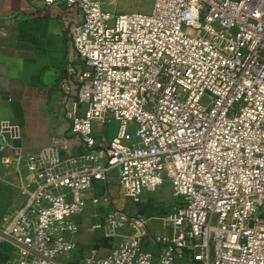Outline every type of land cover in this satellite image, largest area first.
<instances>
[{
    "label": "built area",
    "instance_id": "2783aa9c",
    "mask_svg": "<svg viewBox=\"0 0 264 264\" xmlns=\"http://www.w3.org/2000/svg\"><path fill=\"white\" fill-rule=\"evenodd\" d=\"M43 2L81 12L69 34L82 81L68 99L87 104L69 115L85 150L7 153L20 128L0 118V162L20 174L0 220L11 264H66L58 256L75 248L81 194L115 166L133 201L169 180L178 201L152 217L170 232L152 234L151 217L114 205L106 226L129 231L77 264H264V0H152L119 13L102 0ZM110 120L116 130L99 142L94 122Z\"/></svg>",
    "mask_w": 264,
    "mask_h": 264
},
{
    "label": "crops",
    "instance_id": "0c3cea01",
    "mask_svg": "<svg viewBox=\"0 0 264 264\" xmlns=\"http://www.w3.org/2000/svg\"><path fill=\"white\" fill-rule=\"evenodd\" d=\"M80 19L81 12L75 5L0 0V118L16 123L21 134L12 140L13 146L7 153L44 152L63 157L85 150L81 137L69 130V115H83L87 109L86 103L68 99L75 95L82 81L83 66L69 34L70 27ZM104 125L106 122L93 125L99 142H107L116 130V123L108 128ZM19 175L13 162H0V220L17 202ZM152 191L141 193L140 215L151 217L148 226L152 234L170 232L166 222L152 217L166 215L168 206L164 214L143 213L150 206ZM81 195L84 202L73 215L78 225L75 248L58 256L66 264H77L93 247L99 254H105L120 239V234L129 231L125 227L109 237L106 226L107 212L114 205L122 207L130 199L121 194L118 167H112L104 179H92L90 189ZM95 223L99 226H93ZM143 245L153 254L160 250L150 236L143 239ZM13 255L11 242L0 238V264H11Z\"/></svg>",
    "mask_w": 264,
    "mask_h": 264
},
{
    "label": "rangeland",
    "instance_id": "374dc122",
    "mask_svg": "<svg viewBox=\"0 0 264 264\" xmlns=\"http://www.w3.org/2000/svg\"><path fill=\"white\" fill-rule=\"evenodd\" d=\"M103 7L105 9H108L110 11H114L115 13L119 12H125V11H144L147 12L152 7V0H102ZM114 120L109 122H106V125L104 127L108 128V125H112L116 122ZM141 196V195H140ZM150 200V206L147 209V211H143L145 215H148L149 212H156L158 214H164L165 213V207L168 206L170 209L171 206L176 203V199H178L176 196L172 194L171 191V185L168 179H165L163 183L158 185L155 190L150 192L149 194ZM143 203L142 199H139L138 201H133L132 199H126L125 204L122 206V208L130 215H140V204ZM156 220V219H152ZM161 221V220H159ZM153 223V221H151ZM125 228V227H123ZM108 236L113 237L114 236V228L108 227ZM122 228H118L116 230H121ZM194 264V263H193Z\"/></svg>",
    "mask_w": 264,
    "mask_h": 264
}]
</instances>
